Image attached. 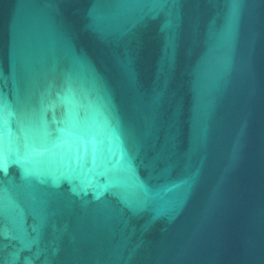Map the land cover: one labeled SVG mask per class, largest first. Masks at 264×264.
<instances>
[{"label":"water","instance_id":"95a60500","mask_svg":"<svg viewBox=\"0 0 264 264\" xmlns=\"http://www.w3.org/2000/svg\"><path fill=\"white\" fill-rule=\"evenodd\" d=\"M0 264H264V0H0Z\"/></svg>","mask_w":264,"mask_h":264}]
</instances>
